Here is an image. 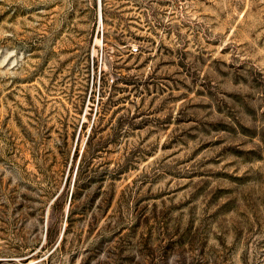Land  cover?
<instances>
[{
  "label": "rangeland",
  "instance_id": "obj_1",
  "mask_svg": "<svg viewBox=\"0 0 264 264\" xmlns=\"http://www.w3.org/2000/svg\"><path fill=\"white\" fill-rule=\"evenodd\" d=\"M1 260L264 264V0H0Z\"/></svg>",
  "mask_w": 264,
  "mask_h": 264
},
{
  "label": "trees",
  "instance_id": "obj_2",
  "mask_svg": "<svg viewBox=\"0 0 264 264\" xmlns=\"http://www.w3.org/2000/svg\"><path fill=\"white\" fill-rule=\"evenodd\" d=\"M51 238H52V229L50 227H48V229H47V245L50 244ZM0 264H11V261H2L1 260Z\"/></svg>",
  "mask_w": 264,
  "mask_h": 264
},
{
  "label": "built area",
  "instance_id": "obj_3",
  "mask_svg": "<svg viewBox=\"0 0 264 264\" xmlns=\"http://www.w3.org/2000/svg\"><path fill=\"white\" fill-rule=\"evenodd\" d=\"M100 21H102V20H100ZM101 23H102V22H101ZM138 50H139V49H138L137 47H135V48L132 49L131 52H132L133 54H136V53H138Z\"/></svg>",
  "mask_w": 264,
  "mask_h": 264
},
{
  "label": "water",
  "instance_id": "obj_4",
  "mask_svg": "<svg viewBox=\"0 0 264 264\" xmlns=\"http://www.w3.org/2000/svg\"><path fill=\"white\" fill-rule=\"evenodd\" d=\"M99 17H100V20H102L101 4H99Z\"/></svg>",
  "mask_w": 264,
  "mask_h": 264
}]
</instances>
